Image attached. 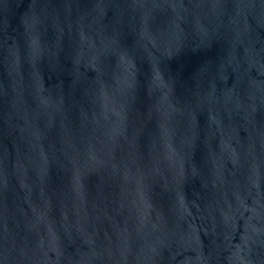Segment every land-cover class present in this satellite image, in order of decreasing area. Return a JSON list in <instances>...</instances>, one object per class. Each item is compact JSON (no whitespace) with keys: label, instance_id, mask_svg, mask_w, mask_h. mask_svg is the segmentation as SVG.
Wrapping results in <instances>:
<instances>
[{"label":"water","instance_id":"1","mask_svg":"<svg viewBox=\"0 0 264 264\" xmlns=\"http://www.w3.org/2000/svg\"><path fill=\"white\" fill-rule=\"evenodd\" d=\"M0 264H264V0H0Z\"/></svg>","mask_w":264,"mask_h":264}]
</instances>
